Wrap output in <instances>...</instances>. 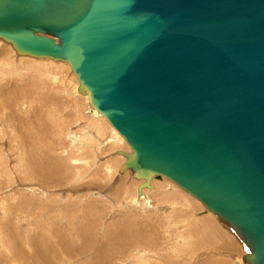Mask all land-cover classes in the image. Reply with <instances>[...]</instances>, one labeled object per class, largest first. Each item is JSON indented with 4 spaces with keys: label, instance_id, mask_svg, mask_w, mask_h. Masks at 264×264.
Segmentation results:
<instances>
[{
    "label": "water",
    "instance_id": "water-1",
    "mask_svg": "<svg viewBox=\"0 0 264 264\" xmlns=\"http://www.w3.org/2000/svg\"><path fill=\"white\" fill-rule=\"evenodd\" d=\"M0 40L69 64L138 197L168 179L264 264V0H0Z\"/></svg>",
    "mask_w": 264,
    "mask_h": 264
},
{
    "label": "rangeland",
    "instance_id": "rangeland-1",
    "mask_svg": "<svg viewBox=\"0 0 264 264\" xmlns=\"http://www.w3.org/2000/svg\"><path fill=\"white\" fill-rule=\"evenodd\" d=\"M16 58L0 40V264H245L232 229L168 179L132 201L141 181L114 155L131 150L106 142L69 64Z\"/></svg>",
    "mask_w": 264,
    "mask_h": 264
},
{
    "label": "bare ground",
    "instance_id": "bare-ground-1",
    "mask_svg": "<svg viewBox=\"0 0 264 264\" xmlns=\"http://www.w3.org/2000/svg\"><path fill=\"white\" fill-rule=\"evenodd\" d=\"M12 47V46H11ZM17 55V54H16ZM19 56H17V58L16 59H20V58H25V57H19ZM17 60V61H18ZM27 60H28V62H27ZM27 60H24V61H22L23 63H25L26 64V66L27 65H30V67L29 66H27V67H29V68H31L32 66V64L34 63L33 61V63L31 62V64L29 63V61H31V60H29V59H27ZM37 60H40V59H37ZM42 60H44V59H42ZM47 61H49V60H47ZM53 61V60H52ZM50 63V62H49ZM35 64V63H34ZM68 64V63H67ZM35 65H37V66H39L38 65V63H36ZM34 67V66H33ZM34 68H37L36 66L34 67ZM41 68V67H40ZM39 68V69H40ZM72 70V69H71ZM35 72V71H34ZM73 72V71H72ZM41 73V72H40ZM38 74V73H37ZM47 75V74H46ZM75 75V74H74ZM45 76H43V78H44ZM50 77V76H49ZM54 77V76H53ZM56 77V76H55ZM49 79V78H48ZM56 79H57V77H56ZM55 80V79H54ZM53 80V81H54ZM57 81V80H56ZM0 88H1V86H0ZM1 90V89H0ZM0 92H2V90L0 91ZM4 93H6L5 91H4ZM84 101H86V102H89V99H88V96H82V95H79ZM6 97V96H5ZM88 112V114L89 115H91V118H96V119H101V120H105V122L107 123V124H109V122L106 120V119H104L99 113H98V111L97 110H95V109H93V108H91V107H89V109L87 110ZM110 125V124H109ZM110 127H111V130H113L112 131V136L111 137H109V138H106V142L107 143H114V142H116V141H118V142H121V138H123L122 136H120L117 132H116V130L112 127V125H110ZM99 133V132H98ZM121 138H120V137ZM78 139L79 138H74V140H76L77 142H78ZM124 139V138H123ZM73 140V141H74ZM124 141L126 142V140L124 139ZM106 143V144H107ZM127 143V142H126ZM79 144V143H78ZM128 145V144H127ZM129 146V145H128ZM79 148H80V146H79ZM129 148H130V146H129ZM80 150H82V149H80ZM130 150H131V148H130ZM116 152H118V151H116ZM116 152H114V155H116ZM126 153V152H125ZM129 153H132V150L129 152ZM129 153H127V154H129ZM123 157V156H122ZM124 159H125V157H124ZM81 161V160H80ZM125 161H126V159H125ZM124 161V162H125ZM124 162L121 164V165H123L124 164ZM51 165H53V164H51ZM84 165H85V163H84ZM81 166V165H80ZM46 167V166H45ZM121 167V166H120ZM119 167V168H120ZM51 169H52V167H50ZM58 168H56V170H57ZM59 170V169H58ZM57 170V171H58ZM52 171V170H51ZM62 172H64V171H62ZM66 172H68V171H66ZM65 172V173H66ZM127 172V171H126ZM125 172V173H126ZM131 172V171H130ZM33 173H34V171H33ZM40 173V172H39ZM61 173V172H60ZM59 173V174H60ZM64 173V176H66V174ZM44 174V173H43ZM46 174H47V172L45 173V176H46ZM39 175V174H38ZM131 175H132V172H131ZM44 176V175H43ZM52 176V175H51ZM56 177V176H55ZM59 177H60V175H59ZM53 179V178H52ZM60 179H62V177L60 178ZM134 179V178H133ZM43 180V179H42ZM48 180V179H47ZM154 180H158L156 177H153V179H152V182H151V188L150 189H153V183H154ZM44 181V180H43ZM53 181V180H52ZM48 183H49V181H47ZM62 182V181H61ZM145 181H141L140 182V184L138 185V187L141 185V184H143ZM138 189V188H137ZM148 198H147V195H146V190H144L143 191V194H142V196L141 197H138V195H137V197H135V198H133V202L137 205V206H140V205H142V203H141V201L142 200H147ZM146 204H148V202L146 203ZM209 212V211H208ZM205 222H208L207 224L212 228V230H213V225H212V223H211V221H210V218L209 217H207L206 219H205ZM215 234H217V233H214V235L213 236H215ZM218 235V234H217ZM219 236V235H218ZM216 237V236H215ZM210 240H212V239H210ZM102 256V255H101ZM102 258V257H101Z\"/></svg>",
    "mask_w": 264,
    "mask_h": 264
}]
</instances>
